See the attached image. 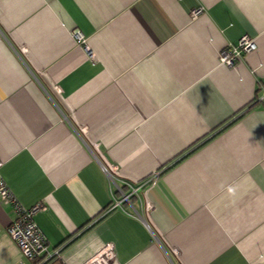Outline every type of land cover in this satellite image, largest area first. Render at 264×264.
I'll return each mask as SVG.
<instances>
[{
  "label": "crops",
  "instance_id": "0c3cea01",
  "mask_svg": "<svg viewBox=\"0 0 264 264\" xmlns=\"http://www.w3.org/2000/svg\"><path fill=\"white\" fill-rule=\"evenodd\" d=\"M0 161L50 250L78 234L58 264L106 241L110 264H264V0H0ZM15 217L0 198V262Z\"/></svg>",
  "mask_w": 264,
  "mask_h": 264
},
{
  "label": "built area",
  "instance_id": "2783aa9c",
  "mask_svg": "<svg viewBox=\"0 0 264 264\" xmlns=\"http://www.w3.org/2000/svg\"><path fill=\"white\" fill-rule=\"evenodd\" d=\"M202 12V7H198L192 11V16L198 15ZM73 36L76 41L81 44L88 54V57L93 58V53L86 44L85 39L80 33V31H73ZM256 44L252 37L243 34L241 35L237 42L232 45H228L220 50L219 61L226 66H233L234 62L239 60L242 54L249 52L255 48ZM56 92H60L58 85L54 84L52 86ZM102 169L113 179V175H118V166L116 164L110 163L97 157ZM1 164V161H0ZM152 175L139 186L143 187L152 181ZM114 181V180H113ZM116 185V184H115ZM138 185V184H137ZM137 186L129 185L128 189L124 191L120 186L116 185V190L118 196L114 197L112 203L109 205L108 209L122 208L124 203H128L132 209H134L131 197L137 193ZM0 198L4 202H11L16 210V217L8 224L7 231L11 238L16 242L20 252L22 254L21 258H14L12 261L0 262V264H29V261L36 258L37 256L43 255L48 258L54 254L62 257L61 248L50 250L47 245V240L42 234L39 227L33 220L34 213L41 208L40 203H35L29 207L21 206L12 195L10 189L6 185L5 181L0 176ZM153 208V203L146 199L144 201L143 209L140 213H135V215L142 218L146 226L155 234L157 228L151 226L149 220L147 219ZM115 246L112 241L103 242L97 250H95L91 255L86 257L84 260L79 261L74 264H110L115 257ZM176 255H179V251H175ZM64 259V258H63ZM65 261V259L63 260ZM67 264V263H65Z\"/></svg>",
  "mask_w": 264,
  "mask_h": 264
},
{
  "label": "trees",
  "instance_id": "16d2710c",
  "mask_svg": "<svg viewBox=\"0 0 264 264\" xmlns=\"http://www.w3.org/2000/svg\"><path fill=\"white\" fill-rule=\"evenodd\" d=\"M82 230H84V228ZM70 237H68L69 240L65 241V243H64L65 245L63 244V247L61 248V250L64 247H66L68 244H70L72 241H74V239H76L78 237V234H76L75 237L73 235ZM59 246L54 247V249L59 248ZM58 261H59L58 255H56V254H54L48 258H45L43 255H41V256H37L36 258L29 261V264H58L59 263Z\"/></svg>",
  "mask_w": 264,
  "mask_h": 264
}]
</instances>
